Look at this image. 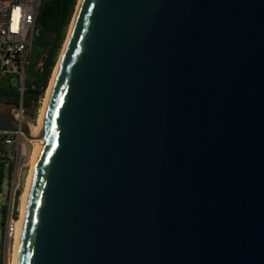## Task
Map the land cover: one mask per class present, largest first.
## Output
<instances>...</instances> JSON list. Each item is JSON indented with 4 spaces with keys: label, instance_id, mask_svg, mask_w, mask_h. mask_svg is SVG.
<instances>
[{
    "label": "water",
    "instance_id": "1",
    "mask_svg": "<svg viewBox=\"0 0 264 264\" xmlns=\"http://www.w3.org/2000/svg\"><path fill=\"white\" fill-rule=\"evenodd\" d=\"M17 264H264V0H78ZM36 103L24 114L32 116Z\"/></svg>",
    "mask_w": 264,
    "mask_h": 264
},
{
    "label": "built area",
    "instance_id": "2",
    "mask_svg": "<svg viewBox=\"0 0 264 264\" xmlns=\"http://www.w3.org/2000/svg\"><path fill=\"white\" fill-rule=\"evenodd\" d=\"M41 0H0V79L11 77L23 91V83L29 65L32 42L37 35L36 18ZM37 67H40V63ZM15 116H24V109L19 106ZM22 136L13 133H0V159L10 165L11 197L7 205V214L2 234L3 264H12L15 222L17 207L15 195L22 185L26 145L29 143Z\"/></svg>",
    "mask_w": 264,
    "mask_h": 264
},
{
    "label": "trees",
    "instance_id": "3",
    "mask_svg": "<svg viewBox=\"0 0 264 264\" xmlns=\"http://www.w3.org/2000/svg\"><path fill=\"white\" fill-rule=\"evenodd\" d=\"M78 0H41L36 18L37 35L31 48L29 65L23 83V91L11 77L0 79V103L15 104L29 109L43 98L53 69L64 44ZM40 63V67H37ZM11 166L0 159V192L6 179H10ZM20 192L15 195L14 206L18 205ZM7 207L1 208V231L6 221ZM17 213H14V216ZM15 216V217H16ZM1 232V233H2ZM2 234H0V249Z\"/></svg>",
    "mask_w": 264,
    "mask_h": 264
},
{
    "label": "bare ground",
    "instance_id": "4",
    "mask_svg": "<svg viewBox=\"0 0 264 264\" xmlns=\"http://www.w3.org/2000/svg\"><path fill=\"white\" fill-rule=\"evenodd\" d=\"M74 17L72 18V23L74 21ZM71 23V26H72ZM70 26V29H71ZM69 33L70 30L68 32V37H69ZM68 37L66 40V43L64 44V48L62 50V52L60 53V58L59 61L54 69V73L52 76V79L50 81V84L44 94L43 99L41 100V107H40V111H39V119H38V124L35 127L30 128V133L32 136H37L41 133V126H42V122H43V117H44V113H45V108H46V104H47V100H48V96L53 88L55 79H56V75H57V71L60 65V61L61 58L63 56V52L64 49L66 47L67 41H68ZM32 143H34V149L32 152V163H31V169H30V173H29V177H28V181H27V186L24 189V192L21 196V200H20V206H19V217L15 222V227H16V233L14 236V243H13V248H12V264H17V260H18V254H19V247H20V242H21V236H22V229H23V223H24V217H25V213H26V208H27V203H28V198H29V192H30V187H31V183H32V179H33V174H34V170L36 167V163L38 160V155H39V151L42 145V141L41 140H33Z\"/></svg>",
    "mask_w": 264,
    "mask_h": 264
},
{
    "label": "rangeland",
    "instance_id": "5",
    "mask_svg": "<svg viewBox=\"0 0 264 264\" xmlns=\"http://www.w3.org/2000/svg\"><path fill=\"white\" fill-rule=\"evenodd\" d=\"M71 23H72V21H71ZM70 26H71V24H70ZM69 30H70V27L68 28L67 35H66L64 44L66 43ZM64 44L62 46V49H61L60 53L62 52V50L64 48ZM59 58H60V54L58 56L56 65H57V63L59 61ZM56 65H55V67H56ZM55 67H54V69H55ZM54 69H53L51 78L49 80L48 86H49L50 81L52 79V76H53V73H54ZM41 100L37 103V106H36L35 110L33 111V115L32 116H27L25 114L23 116V118H26V120H27L30 128L35 127L38 124L39 111H40L41 102H42ZM33 149H34V143H32V140H30V142L26 145V159L24 161V165H25V167H24V176H23L21 188L19 189L20 195H19V199H18V205H17V208H16L17 209V219L19 217V211H20L19 206H20L21 196H22V194L24 192V189L27 186V181H28V177H29V173H30V169H31ZM11 172H12V169H11ZM10 197H11V176H10V179H6L4 181L3 186H2V190L0 192V234L2 232L1 231V208L3 206H6L7 207ZM10 254H12L11 251H10ZM0 264H3V249L0 250Z\"/></svg>",
    "mask_w": 264,
    "mask_h": 264
}]
</instances>
